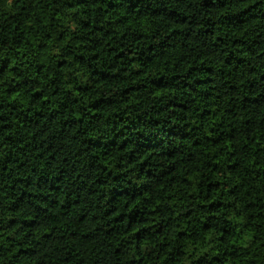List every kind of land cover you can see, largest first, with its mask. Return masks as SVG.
Returning a JSON list of instances; mask_svg holds the SVG:
<instances>
[{"label": "trees", "instance_id": "1", "mask_svg": "<svg viewBox=\"0 0 264 264\" xmlns=\"http://www.w3.org/2000/svg\"><path fill=\"white\" fill-rule=\"evenodd\" d=\"M0 264H264V0H0Z\"/></svg>", "mask_w": 264, "mask_h": 264}]
</instances>
